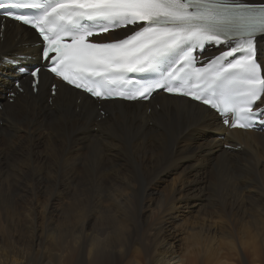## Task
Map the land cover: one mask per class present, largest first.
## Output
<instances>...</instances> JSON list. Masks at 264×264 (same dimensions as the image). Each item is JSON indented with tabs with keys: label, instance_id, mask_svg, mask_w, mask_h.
Returning <instances> with one entry per match:
<instances>
[{
	"label": "bare ground",
	"instance_id": "obj_1",
	"mask_svg": "<svg viewBox=\"0 0 264 264\" xmlns=\"http://www.w3.org/2000/svg\"><path fill=\"white\" fill-rule=\"evenodd\" d=\"M35 41L5 22L0 74ZM51 80L10 102L0 77V264H264V132L228 136L161 93L98 108L60 84L49 101Z\"/></svg>",
	"mask_w": 264,
	"mask_h": 264
},
{
	"label": "snow or ice",
	"instance_id": "obj_2",
	"mask_svg": "<svg viewBox=\"0 0 264 264\" xmlns=\"http://www.w3.org/2000/svg\"><path fill=\"white\" fill-rule=\"evenodd\" d=\"M0 15L32 31L48 71L87 97L150 103L164 92L195 102L228 136L264 130L254 44L264 0H0ZM208 45L221 50L201 60ZM41 71L30 73L33 90Z\"/></svg>",
	"mask_w": 264,
	"mask_h": 264
},
{
	"label": "rangeland",
	"instance_id": "obj_3",
	"mask_svg": "<svg viewBox=\"0 0 264 264\" xmlns=\"http://www.w3.org/2000/svg\"><path fill=\"white\" fill-rule=\"evenodd\" d=\"M53 219H54L53 220V224H52L53 228H55L57 230L64 231V226L66 224L65 219L55 218V217ZM106 220H107V218H106ZM92 224H93V222L90 224L89 230L93 229ZM61 240L65 241V240H68V239L67 238H62ZM88 243H89V241H88ZM74 245H75L74 242H71V243L67 244L66 247L61 252H66L67 250H69ZM37 258H39V255L37 256ZM251 261H252V257L248 253V255L245 256V263L246 264H251Z\"/></svg>",
	"mask_w": 264,
	"mask_h": 264
}]
</instances>
